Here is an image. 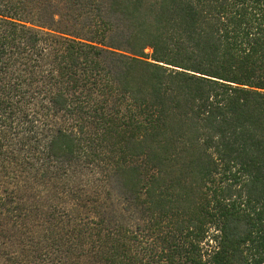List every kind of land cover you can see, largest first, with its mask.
Listing matches in <instances>:
<instances>
[{"label": "trees", "instance_id": "obj_1", "mask_svg": "<svg viewBox=\"0 0 264 264\" xmlns=\"http://www.w3.org/2000/svg\"><path fill=\"white\" fill-rule=\"evenodd\" d=\"M0 264H264V0H0Z\"/></svg>", "mask_w": 264, "mask_h": 264}]
</instances>
